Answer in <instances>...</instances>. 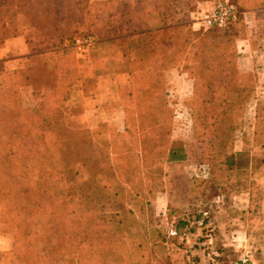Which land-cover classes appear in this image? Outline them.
<instances>
[{
	"label": "trees",
	"instance_id": "trees-1",
	"mask_svg": "<svg viewBox=\"0 0 264 264\" xmlns=\"http://www.w3.org/2000/svg\"><path fill=\"white\" fill-rule=\"evenodd\" d=\"M206 1L209 0L135 2L136 11L137 8L154 9L164 21V26L158 30L133 36L128 42V50L123 56L119 55L131 63L132 80L122 95L126 111L124 125L119 131L108 126L114 137L110 149L115 165L120 155L125 162L120 173L136 198L142 192L135 180L141 169L147 167L150 152L161 149L169 135L162 134L160 127L143 123L138 127V133H133L127 115L155 118L161 113H169L170 93L166 90L163 73L168 66L171 68L177 60L183 59L193 44L195 81L187 107L193 120L195 117L201 119V114L206 116L201 126L220 127L209 148L220 147L221 151L227 147L236 130L233 118L243 116L247 105H255L257 120L264 114V102L259 101L264 96V83H258L252 72H239L234 40L221 36L220 31L211 35L192 34L190 20L176 17L181 6L193 13L198 4ZM227 1L236 12L233 22L240 20L244 11L264 12V0H237V4ZM84 7L85 0H0V25L3 10L14 9L10 16L27 39L51 46L58 84L54 93L36 92L25 100L17 75L0 71V234H12L14 238L13 250L3 254L4 264H18L17 261L20 264H60L70 252L94 255L102 264H123L121 253L129 243H137L136 252L147 251L148 233L139 229L129 210L103 214L96 207H85L80 200H70L68 203L75 211L71 218L69 215L61 218L54 210L51 190L46 183L48 176L54 173L50 110L54 106H69V92L78 82L77 66L67 48L71 45V33L68 37L64 29L69 27L70 30L81 23ZM118 8L117 2L93 6L91 11L97 16L109 15L105 21L96 18L97 22L92 26L95 33L102 34L107 27L112 28V15ZM82 36L92 38L89 34ZM256 84H260L258 93ZM218 114L226 116L219 125L215 117ZM262 123L260 120L257 125ZM226 134L231 137L227 138ZM135 143L141 152L139 157L132 153ZM174 146L170 143L165 155L162 152L157 156L164 155L169 163L183 161L185 150L182 146ZM225 164L227 172L236 171L233 156L226 157ZM118 171L115 166V172L120 176ZM184 227L187 228L186 224L178 221L174 237L183 238L188 233L195 235L194 227L180 232Z\"/></svg>",
	"mask_w": 264,
	"mask_h": 264
},
{
	"label": "rangeland",
	"instance_id": "rangeland-1",
	"mask_svg": "<svg viewBox=\"0 0 264 264\" xmlns=\"http://www.w3.org/2000/svg\"><path fill=\"white\" fill-rule=\"evenodd\" d=\"M231 1L235 4L239 2ZM13 10L11 8L3 10V17L11 18L10 11ZM243 17L242 15L240 20L220 29H211L207 32L201 30L200 34L220 31L221 36L225 35L227 39L236 40L244 31L254 32L257 27L261 32L264 30V25H256L250 19L245 21L246 23L242 27L240 21L244 20ZM254 21L257 22V20ZM14 24L19 27L17 23ZM64 30L69 37V33L72 35L76 32V27L70 30L68 27ZM43 49L45 48L42 47L40 51ZM193 54L194 51L190 50L186 55L187 67L194 58ZM17 77L22 94L29 87L24 78L19 75ZM183 85H187V82L186 84L175 83L173 85L176 87L168 99V114L161 113L155 118L154 116L144 117L136 114L127 115V121L133 133H138L139 126L147 125L160 127L162 134L169 135L165 137L161 149L150 152L147 167L141 169L140 175L135 180V184L140 187L142 192L141 196L137 198L134 193H131L125 177L121 176L120 170L125 168V162L123 163L121 155L116 165L113 162L114 155L110 149V143L114 137L108 126L99 128L104 131L100 133L101 145L97 147L89 139L87 143L84 141L86 140L85 132L69 131V122L72 117L77 115H74L75 110L72 112L73 114L69 115V106L60 105L51 108L50 118L51 126H53L51 156L54 173L48 176L46 183L51 190L54 210L58 217L63 218L69 215L71 218L75 210L68 203L70 200H80L87 208L93 207L92 204H95L94 206L103 214L129 210L138 223L139 229L148 233L146 235L147 251L146 253L136 252L134 250H136L137 243H129L121 253L123 264H176L177 261L173 260H176L179 252L190 251V247L194 246L201 248L203 253L207 252L211 256L218 254L219 264H232L243 256H249L255 262L253 255L256 257L260 253L259 250L252 251L249 255L244 247L245 242L239 241L240 235H234L228 242L223 238V234L228 231V226L233 224L226 220L230 218L229 215H233L236 219L248 218V215H252L251 222H264V213H262L261 207L255 205L263 198L261 189L264 188V114H261L260 119L257 120L255 105H247L243 116L237 115L233 118L234 125H236L233 126L236 129L233 134V142L231 140L227 147L221 151L220 147H217L216 150L213 146L209 148L211 142H214L215 131L220 127L201 126L204 125L203 121L206 119L204 114H201V119L196 120V117L194 120L192 119L187 107L190 97H185L189 90L187 92ZM259 87L260 84H256L255 91L257 93L260 90ZM57 90L58 84L56 90L37 93H54ZM260 100L264 102V96ZM218 101L221 102L222 99ZM215 117H217V125H219L226 116L218 114ZM260 120L263 123L258 126L257 123ZM25 124L27 123L25 122ZM195 124L196 126H194ZM78 129L80 130L81 126H78ZM218 136L220 137V135ZM226 136L227 138L231 137L230 134H226ZM170 143L177 148L183 147L185 150L183 161L166 162L164 155ZM137 146L138 144L135 143L132 153L139 157L141 152ZM82 149L85 151L82 152ZM162 152L164 155L161 158L158 157L157 154L162 155ZM93 154L98 155L99 163L110 161L113 172L125 188L124 192L114 197L111 192L99 193V189L94 191L90 188L85 193L82 191L84 184L88 181L90 185L95 183L94 181L97 182L95 176L93 180V175H95L94 171L99 164L90 162L88 165L85 163V167L82 165L85 162L82 158L87 160L92 157L94 159ZM229 156H233V161L236 163L234 173L226 171L225 160ZM115 166L118 167L120 176L115 172ZM111 171L108 170L107 173L110 175ZM100 199L101 201L98 203ZM251 206L254 208L252 212H250ZM219 217L220 219H218ZM198 219L199 221L195 222ZM178 221L186 224L187 227L180 228V232H185V229L190 230L191 227L195 228L196 245L193 242H183L182 238L174 237ZM251 226L255 228L256 224ZM137 241H139L138 238ZM253 248H255V243L249 247L250 250H255ZM3 258L4 256L1 255L2 264H4ZM17 262L20 264L19 261ZM192 263L190 262V264ZM11 264L14 263L11 262ZM60 264L102 263L94 255L81 256L79 252H70Z\"/></svg>",
	"mask_w": 264,
	"mask_h": 264
},
{
	"label": "crops",
	"instance_id": "crops-1",
	"mask_svg": "<svg viewBox=\"0 0 264 264\" xmlns=\"http://www.w3.org/2000/svg\"><path fill=\"white\" fill-rule=\"evenodd\" d=\"M217 1L209 0L200 4L197 3L198 6L193 13L186 11V8L181 6L176 17L189 19L190 32L201 35V30L197 29L195 22L203 14L214 9ZM111 2H117L119 5L118 11L112 15V28L107 27L106 32L97 34L92 27L97 22L96 18L105 21L109 18V15L102 13L97 16L91 10L95 5H105ZM135 2L136 0H85L81 23L77 25L76 32L72 33L71 45L67 47L74 57L78 71V82L69 92V115L74 110L77 113L69 122V131L85 132L86 140L84 141L87 143L89 139L97 147L101 145L100 133L104 131L99 129L101 126H110L119 131L122 128L121 126L124 125L126 111L122 102V95L124 90L130 87L131 84V63L126 59L119 58V55L123 56L125 51L128 50V42H131L133 36L152 32L164 26L163 17L161 18L156 10H145L144 8L139 10L137 8L136 11ZM242 15L244 16V20L240 21L242 27L248 19L256 25H264V12L262 11L248 10L242 12ZM254 20H257V22ZM99 24H101V21ZM204 31L207 32L208 30ZM83 33L91 35L92 38H83ZM211 34L205 33L203 35ZM77 41L80 42L75 43ZM85 41H88L87 45ZM263 44L264 30L261 32L258 27L256 31H244L236 40L234 39L237 69L242 73H254L257 76L258 83H264ZM42 47L45 49L40 51ZM190 50L194 51V44L189 47L187 53ZM51 51L52 48L48 44L30 42L10 17H3L0 25V71L3 74L15 73L17 76L24 78L29 89L21 94L23 99L28 100L31 98V94L35 92L56 90L57 81ZM186 55L183 59L177 60L171 68L167 67V70L163 73L165 74L164 83L167 92L171 95L176 87H173L175 83L186 84L187 82V85H183L187 92L189 90L185 97L191 98L195 81L192 73L194 58L187 67L185 63ZM0 80H2L1 77ZM78 126H81L80 130ZM83 144L85 143L83 142ZM84 151L85 149H82V152ZM93 156L94 159L90 157L91 159L87 160L83 157L82 159L85 162L82 165L85 167L84 165H88L90 162L99 164L94 171L95 175H93V180L96 177L97 182L94 181L95 183L90 185L88 181L84 184L82 191L85 193L90 188L94 191L99 189V193L111 192L114 197L124 192L125 188L113 172L110 161L99 163L98 155L93 154ZM108 170H112L110 175L107 173ZM86 173L89 175L87 170ZM77 188L79 189L78 186ZM261 190L263 191V198L255 205L261 207V211L264 213V188ZM99 201L101 199L98 200V203ZM92 205L95 207V204ZM253 209L251 206L250 212ZM251 216L236 219L233 215H229L230 218L226 220H228L227 222L231 221L233 224L228 226V231L224 232L223 238L225 241L230 242L234 235H240L239 241L245 242L244 247L248 254L252 251H260L256 257L253 255L255 263L264 264V222H251ZM254 223L256 224L255 228L251 226ZM182 240L183 242H193L196 245V238L192 233L186 234ZM254 243L255 248L253 249L255 250H250V245ZM13 246L14 238L12 234H0V257L11 252ZM217 257L218 254L214 256L212 254L211 256L207 252L203 253L201 248L194 246L190 247V251L179 252L176 260L173 261H177L176 264H190V262H193L192 264H219L220 260ZM0 264H2L1 259Z\"/></svg>",
	"mask_w": 264,
	"mask_h": 264
},
{
	"label": "built area",
	"instance_id": "built-area-1",
	"mask_svg": "<svg viewBox=\"0 0 264 264\" xmlns=\"http://www.w3.org/2000/svg\"><path fill=\"white\" fill-rule=\"evenodd\" d=\"M236 17V12L227 0H218L214 9L203 14L195 22L198 30H209L212 28H223L231 24ZM77 41L75 43H78ZM88 44V41H85ZM235 264H256L249 256H243Z\"/></svg>",
	"mask_w": 264,
	"mask_h": 264
}]
</instances>
